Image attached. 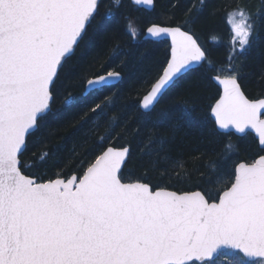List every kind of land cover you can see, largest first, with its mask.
<instances>
[{"label":"snow or ice","instance_id":"1","mask_svg":"<svg viewBox=\"0 0 264 264\" xmlns=\"http://www.w3.org/2000/svg\"><path fill=\"white\" fill-rule=\"evenodd\" d=\"M120 3L112 0L105 19L114 17ZM99 9L100 0H0V264H264V155L236 163L215 197L124 182L127 147H108L79 177L40 181L25 174L35 167L22 159L28 137L50 113L59 71ZM261 15L260 9L252 13L242 7L227 14L233 31L227 58L232 74L216 77L223 94L212 111L220 129L231 126L244 133L251 127L264 145V99L245 96L233 65L235 44L240 52L250 45ZM147 31L170 34L172 45L144 109L208 61L190 31L155 25ZM119 78L109 72L89 79L86 88L97 90ZM76 103L71 95L64 99L66 107ZM109 103L89 110L94 123L106 115ZM169 119L164 111L154 120L145 115L153 127ZM232 148L226 145V151ZM48 155L42 151L36 159L44 163ZM209 166L215 170V162Z\"/></svg>","mask_w":264,"mask_h":264},{"label":"trees","instance_id":"2","mask_svg":"<svg viewBox=\"0 0 264 264\" xmlns=\"http://www.w3.org/2000/svg\"><path fill=\"white\" fill-rule=\"evenodd\" d=\"M111 7L112 0H100L99 11L60 69L51 111L39 130L28 137V150L22 159L35 167L25 169V174L40 181L73 174L79 177L107 146L127 147L130 154L121 173L124 182L217 196L223 187L221 181L230 178L236 163H250L264 155V148H258L251 134L237 137L219 133L209 115L219 96L211 80L216 68L220 76L232 74L227 58L233 34L227 14L237 7L252 13L264 11L261 0H153L151 11L121 0L120 6L113 8L114 17L107 20L105 12ZM150 24L190 31L211 64L205 61L185 73L150 112L143 113L138 107L140 97L168 57L166 41L141 39ZM239 47L237 42L233 65L241 90L251 100L264 97V15L256 22L250 45L243 52ZM106 71H117L119 83L82 96L85 80ZM68 95L77 100L70 108L64 104ZM106 100L110 101L106 115L94 123L89 110ZM162 111L170 117L164 126L153 127L145 120L146 114L154 120ZM37 138L40 142H35ZM161 138L163 144L158 142ZM229 144L231 152L226 151ZM42 151L49 155L39 163L36 158ZM210 161L215 162V170Z\"/></svg>","mask_w":264,"mask_h":264},{"label":"water","instance_id":"3","mask_svg":"<svg viewBox=\"0 0 264 264\" xmlns=\"http://www.w3.org/2000/svg\"><path fill=\"white\" fill-rule=\"evenodd\" d=\"M130 3H131L132 5H134V6L138 7V8H140V9L145 10V11H151V10L153 9V0H152V3H151V4H147V3H144V2H141V3H138V4H137V3H134L133 0H130ZM153 25L158 26V27H162V28H175V27H177V26H166V25H159V24H150V25H148V26L145 28V30L143 31V35H142V39H143V40H149V41H153V42L166 41V42L168 43V57H167V60H166V62H165V64H164V66H163V68H162L160 74H159V75L156 77V79L153 81V83H152V85L150 86V88L148 89V91H147L146 93H144V94L140 97V100H139V104H138V106H139L140 111L143 112V113L150 112V111L156 106V104H157L158 101H159V100H158V101H153V104L150 105L148 109H144V108L142 107V105H143V103H144V100H145V97H148V96H149V94H150V92H151V89H152L153 85H154L155 82L159 79L160 75H162V73H163V69H164V67H166V65H167V61H168L169 56H170L171 45H172V39H171L170 34H161L160 36H152L150 33H148V31H147L148 28L152 27ZM182 30H183V29H182ZM183 31H185V30H183ZM75 47H76V46H75ZM68 58H69V57H68ZM199 66H200V65H199ZM199 66H195V67H193V69H196V68L199 67ZM193 69H192V70H193ZM109 72L118 73L117 71H109ZM109 72H106V73L100 74V75L95 76V77H93V78L100 77V76H106L107 73H109ZM186 73H187V72H186ZM119 77L121 78V75H120V74H119ZM181 77H182V76H181ZM216 77H219L220 79H223L224 76H213L212 79H211L212 82L214 83V85H215V86L218 88V90H219V96H218V98L214 101V103L212 104V106H211V108H210V111H209L210 118H211V120L213 121L216 130H217L219 133H222V134L231 133V134H233V135H235V136H237V137H242V136L245 135L246 133H249V134H251V135L254 137V139L256 140L258 148H259V149H263V148H264V145H262L261 142H260L259 134H258L254 129H252L251 127L246 128L244 133H239V132H237V131L235 130V128H234V127H231V126H230L229 129H220V128H219V126H218V124H217V121H216L215 114L213 113L212 109H213V107L215 106L216 102L221 98V96H222V94H223V85L220 84V83L218 82V80L216 79ZM93 78H89V79H93ZM120 78H119V80H120ZM89 79H88V80H89ZM88 80H87V81H88ZM119 80H117V81H111V82H109V84H107V85H103V86H101V87L116 85V84L119 82ZM87 81H86L85 84H84V92H83V95H86V94H88L89 92L93 91V90H89V89L86 88ZM238 83H239V82H238ZM101 87H99V88H101ZM99 88H98V89H99ZM169 88H170V87H169ZM169 88H168V89H169ZM165 92H166V91H165ZM165 92H164V93H165ZM248 99H249V98H248ZM259 99H264V97H263V98L261 97V98H258V99H254V100H259ZM249 100H251V99H249ZM262 111H264V110H262ZM261 118L264 119V116H262ZM107 148H108V147H107ZM107 148H106V149H107ZM106 149H105V150H106ZM100 154H101V153H100ZM260 156H261V155H260ZM258 158H259V156H258L257 158H255L254 160H256V159H258ZM254 160H253V161H254ZM250 163H251V162H250ZM122 167H123V165H122ZM73 175H74V174H73ZM73 175H71L70 177H68V178H66V179H65V178H61V179L67 180V179L71 178ZM82 175H83V174H82ZM55 179H56V178H55ZM153 190H156V189H153ZM196 191H197V190H196ZM226 251H227V250H226Z\"/></svg>","mask_w":264,"mask_h":264},{"label":"bare ground","instance_id":"4","mask_svg":"<svg viewBox=\"0 0 264 264\" xmlns=\"http://www.w3.org/2000/svg\"><path fill=\"white\" fill-rule=\"evenodd\" d=\"M144 30H145V29H144ZM142 35H143V32H142ZM142 35H141V39H142ZM142 40H143V39H142ZM216 69H217V68H216ZM106 72H107V71H106ZM106 72H102V73H100V74H103V73H106ZM108 72H109V71H108ZM160 72H161V71H160ZM100 74L98 73L97 75L95 74V75H91V76H89V77L85 80V82H86L89 78H93V77L98 76V75H100ZM159 74H160V73H159ZM159 74H158V75H159ZM213 76H220V75L217 73V74H214ZM213 76H212V77H213ZM212 77H211V79H212ZM155 79H156V78H155ZM120 80H121V78H120ZM120 80H119V81H120ZM153 81H154V80H153ZM153 81H152L151 84L149 85L148 89H149L150 86L152 85ZM85 82H84V84H85ZM118 83H119V82H118ZM148 89L146 90V92L148 91ZM83 92H84V85H83V91L81 92V95H82V96H85V95H83ZM146 92H145V93H146ZM138 107H139V106H138ZM139 110H140V109H139ZM107 147H113V146H107ZM107 147H106V148H107ZM106 148H105V149H106ZM113 148H115V147H113ZM105 149H104V150H105ZM104 150H103V151H104ZM103 151H102V152H103ZM99 155H100V154H99Z\"/></svg>","mask_w":264,"mask_h":264},{"label":"rangeland","instance_id":"5","mask_svg":"<svg viewBox=\"0 0 264 264\" xmlns=\"http://www.w3.org/2000/svg\"><path fill=\"white\" fill-rule=\"evenodd\" d=\"M235 19L238 20L239 18L235 17ZM228 26H229L230 31H231L232 34H233V31H232V29H231V25H230L229 21H228ZM217 73L219 74V69H218V68H217L216 71H215V74H217ZM224 76H228V75H224ZM225 254L230 255V253H227V251L225 252Z\"/></svg>","mask_w":264,"mask_h":264},{"label":"flooded vegetation","instance_id":"6","mask_svg":"<svg viewBox=\"0 0 264 264\" xmlns=\"http://www.w3.org/2000/svg\"><path fill=\"white\" fill-rule=\"evenodd\" d=\"M168 45V44H167Z\"/></svg>","mask_w":264,"mask_h":264}]
</instances>
